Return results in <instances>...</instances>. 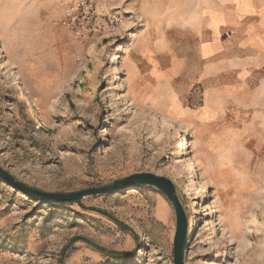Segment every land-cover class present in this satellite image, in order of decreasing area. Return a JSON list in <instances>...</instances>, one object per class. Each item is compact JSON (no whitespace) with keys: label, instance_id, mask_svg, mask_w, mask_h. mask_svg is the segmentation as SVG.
Listing matches in <instances>:
<instances>
[{"label":"rangeland","instance_id":"374dc122","mask_svg":"<svg viewBox=\"0 0 264 264\" xmlns=\"http://www.w3.org/2000/svg\"><path fill=\"white\" fill-rule=\"evenodd\" d=\"M70 4L0 0V170L48 194L162 177L185 215L183 264H264V62L228 46L130 50L136 10L82 44L60 25ZM175 232L147 184L61 203L0 179V264H174Z\"/></svg>","mask_w":264,"mask_h":264},{"label":"crops","instance_id":"0c3cea01","mask_svg":"<svg viewBox=\"0 0 264 264\" xmlns=\"http://www.w3.org/2000/svg\"><path fill=\"white\" fill-rule=\"evenodd\" d=\"M96 10L123 19L130 16L127 11L138 12L141 25L129 39L130 50L201 46L202 54L209 59L228 46L239 52L252 49L264 62V0H97ZM175 33L182 37L179 44L173 39ZM205 101L196 114L201 121L211 118L210 102ZM169 107L172 112L178 110L174 102Z\"/></svg>","mask_w":264,"mask_h":264},{"label":"water","instance_id":"95a60500","mask_svg":"<svg viewBox=\"0 0 264 264\" xmlns=\"http://www.w3.org/2000/svg\"><path fill=\"white\" fill-rule=\"evenodd\" d=\"M0 179L4 181L7 185H10L13 189L20 191L26 196H29L33 199H38L44 202H79L83 197L86 196H98V194H108L113 193L116 190L124 188L129 184H140V185H149L155 187L160 192H162L165 197L168 198L171 203L176 217V232L173 237V263L174 264H183L181 259V251L184 245L186 244L187 237V227L185 221L184 212H182L181 206L178 202L176 196H174L173 185L170 181L160 177H155L151 174H134L129 176L121 181H116L111 186L102 187L98 189H87L82 190L81 192H72L66 194H55V193H44L38 190H32L22 185L21 183L15 182V180L6 172L0 170Z\"/></svg>","mask_w":264,"mask_h":264},{"label":"built area","instance_id":"2783aa9c","mask_svg":"<svg viewBox=\"0 0 264 264\" xmlns=\"http://www.w3.org/2000/svg\"><path fill=\"white\" fill-rule=\"evenodd\" d=\"M96 1L78 0L63 10L60 25L76 42L86 44L96 36L108 34L123 23L119 15L98 13Z\"/></svg>","mask_w":264,"mask_h":264},{"label":"bare ground","instance_id":"6f19581e","mask_svg":"<svg viewBox=\"0 0 264 264\" xmlns=\"http://www.w3.org/2000/svg\"><path fill=\"white\" fill-rule=\"evenodd\" d=\"M23 97H24V95H23ZM40 115H41V117H43V114L42 113H40ZM183 146V145H182Z\"/></svg>","mask_w":264,"mask_h":264},{"label":"trees","instance_id":"16d2710c","mask_svg":"<svg viewBox=\"0 0 264 264\" xmlns=\"http://www.w3.org/2000/svg\"><path fill=\"white\" fill-rule=\"evenodd\" d=\"M75 202V201H74ZM101 213V212H100Z\"/></svg>","mask_w":264,"mask_h":264}]
</instances>
